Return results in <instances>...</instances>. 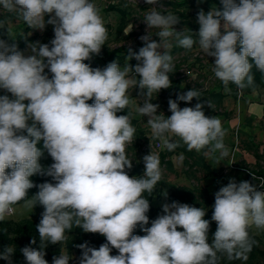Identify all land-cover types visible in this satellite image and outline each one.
I'll return each mask as SVG.
<instances>
[{
	"label": "clouds",
	"instance_id": "clouds-1",
	"mask_svg": "<svg viewBox=\"0 0 264 264\" xmlns=\"http://www.w3.org/2000/svg\"><path fill=\"white\" fill-rule=\"evenodd\" d=\"M220 3L222 10H199L195 39L174 29L180 21L175 14L150 8L144 22L148 29H158L159 42L149 32L141 36L144 46L128 54L138 63L121 69L117 61L104 68L84 63L100 54L107 39L93 0H0V6L18 11L29 27L43 31L52 25L54 31L49 43L29 44L27 56L0 40V89L10 94L0 96V221L14 214L13 206L33 187L39 191L26 205L44 208L36 225L41 246L32 247L37 243L33 238L20 249L25 264H48L46 246L62 243L73 226L106 238L98 249L87 241L76 245L82 252L79 264H218L217 253L229 260L248 259L253 246L248 229H264V190L234 179L222 186L214 194L211 221L217 227L211 243L207 210L186 203L164 204L163 214L145 227L150 204L142 193L152 192L162 178L159 155H145L143 176L130 177L126 146L133 143L135 128L130 114L117 116L130 103L129 89H139L145 99L137 111L148 117L152 137L164 148L175 150L179 141L172 138L179 137L189 151L211 145L206 156L217 151L221 159L228 156L220 119L206 116L201 103L178 105L199 100V90L169 99L168 117L157 114L159 105L150 102L153 93L171 87V38L186 50L198 43L205 55L214 57L212 71L226 89L230 82L241 89L253 83L249 58L264 72V0ZM40 141L53 160L46 169L40 163ZM34 175L50 176L55 183L34 185ZM137 225L146 235L133 234ZM113 249L117 255L110 254ZM14 253L7 246L0 259L12 264ZM70 260L61 252L52 264Z\"/></svg>",
	"mask_w": 264,
	"mask_h": 264
},
{
	"label": "trees",
	"instance_id": "trees-1",
	"mask_svg": "<svg viewBox=\"0 0 264 264\" xmlns=\"http://www.w3.org/2000/svg\"><path fill=\"white\" fill-rule=\"evenodd\" d=\"M205 6L209 8L208 10H211L212 7H216L217 9L222 10L223 5L220 3V0H203ZM239 3V0L236 1ZM170 4L173 5V7L178 8V14L177 17L180 19L179 23V30L178 32L185 31L186 34L192 35L193 38H197L196 34L199 31V25L194 24L192 21H190L189 14L184 13L182 11V8H186L187 6H194L195 2L194 0H191L190 3L188 1H170ZM1 8V6H0ZM110 8L112 9H117L120 13V20L119 24L117 27V35L122 34L125 29L127 28L129 21H128V12L126 8H116L111 6ZM207 10V11H208ZM9 17L14 18L18 17L21 18L19 14L14 15V13H11ZM49 17H45L47 20ZM22 19V18H21ZM23 20V19H22ZM22 24L25 26L27 25L24 21H22ZM32 28L29 26H26V30L29 31ZM192 32H190V31ZM45 34L42 40V43H49L51 40H47L48 37L53 35L52 29L50 25H46L45 29ZM33 36L31 37H25L24 35L20 34L16 39H10L9 37V30L6 24V19L4 15L0 14V40H4L7 44L12 45L15 44L18 48V50L25 49L29 43L33 41ZM172 48L169 50V54L172 56V58L176 54H189L191 53L196 45L194 44L193 48L191 50H186L176 44V41L172 43ZM237 51H239V47H237ZM129 50H126L124 47H118L114 49H108L106 51L100 52L99 55H93L90 60L84 61V63L89 64L92 68H104L107 66V64L117 61V63L121 66L125 63V61L128 58ZM102 58L104 60V64L101 65L99 64L98 61H96V58ZM250 59V63H252V68L250 71V74L253 76V83L243 89L238 88L234 83H229L230 87V92L229 94L233 96L235 99L242 98L243 95L247 92H250L252 88H257L260 85V80L262 77H264V72H261L254 64V62ZM138 62L135 60L133 57L130 59V64L132 66H135ZM192 70V67H189L185 70L186 74H188L189 71ZM47 72V69L45 70ZM49 78H51L52 74L48 73ZM169 79L171 81V87L168 88L172 91H178L182 92L181 89V79H174L172 77V74L169 73ZM224 85L216 90H205L202 89V87H194L193 89H197L200 91V98L199 99H205L208 104L211 105V111L204 113L206 114H212V113H219L223 109V99L225 97V94L222 92V88ZM167 89H161L160 92H166ZM177 92V93H178ZM2 95H9L5 90L0 89V96ZM198 101L196 98H193L191 101L196 102ZM89 104H92L93 101L89 100ZM128 108L126 107L125 109L121 110L119 115H124V113L128 112ZM223 114H229L227 111H222ZM130 122L136 123L135 119L130 117ZM91 127V126H89ZM174 141H179V146L175 148L173 151H168L166 148L162 151L159 152V159H160V165H165L169 171L178 174V173H184L187 175L188 178L193 179L195 181L194 186H187V185H181L177 186L175 189H173L169 195H168V200L170 203L172 202H180V203H186L189 204L190 206H194L197 208H205L207 210L205 219H208L211 221L212 213H213V205L215 203V196H212L208 193V190L206 187L204 188L202 185H200L201 179L203 181L204 178L212 174V169L211 167L207 164L205 160V155L203 152H205L209 147H206L202 149V153L197 152L195 149L189 151L187 149V146L183 143L182 140H180L179 137H176ZM133 146L131 148H134L136 146V142L132 144ZM37 147L41 149V151L44 152L43 157L40 160L41 165H43L46 169V167L50 166L53 163L52 158L50 155L47 153L45 149H43V141H40L37 144ZM247 149L251 152L254 153V156L256 157V163L254 164L253 168H250L248 165L247 166H239L240 168H244L248 170V182L257 185L258 189L259 187L261 190H264V151L260 152L258 148H256L254 145L249 144L247 145ZM182 153L184 155L183 158V168L181 172H178L175 167L173 162L171 161V156L174 154ZM132 160V168L131 169H125L127 174L130 177H141L144 174L145 171V165L143 160L139 159L137 155H134V158H130ZM198 172H203V177L198 175ZM34 185H39L44 182H50V183H55V181L52 179L50 176L46 175H34L30 178ZM238 183V182H237ZM163 185V180H161L157 183L155 186L154 190L152 192H147L145 191L142 193L143 198L149 200L150 204V209L146 215L149 217V224L146 225L145 227H150L151 226V221L156 219L159 215L160 210L154 205L153 200L156 197L157 193L161 191ZM39 191L38 187H33L28 191L27 197L25 200H21L17 204L24 202L26 200L32 199L35 193ZM21 224L19 222H14V221H8V220H3L0 221V252H3V250L7 246H11L13 244H19L22 246H29L30 242L33 238L36 239V244L31 245L32 247L38 248L41 246V241L39 239V234L38 233H32L31 235L27 236V233L24 231H35L37 232L36 225L39 223L33 222L31 219H24L21 220ZM12 223V224H11ZM26 224V225H25ZM216 222L211 221L210 223V230H209V239L208 242L211 243L213 234L216 231ZM179 230V229H178ZM12 233H17V237H12ZM249 233V239L250 241L253 242L252 250L250 253H248V259L242 260V259H233L229 260L225 254L222 253H217L218 256V264H264V242L263 240L257 236L252 228L250 227L248 229ZM134 235H146L145 232H143L140 228L139 225H137L136 229H134L133 232ZM66 239H65V244L68 250L73 251L75 250L78 254V257L80 259L82 252L81 249L76 247V245L82 244L84 242H88L89 246L96 247L97 249L99 246L103 243L106 242V238L103 235H100L98 233L93 234V233H85L83 232L82 229L77 228L73 226L71 230H66ZM111 255H117L118 250L113 249L112 252L110 253ZM6 260L0 259V264H5Z\"/></svg>",
	"mask_w": 264,
	"mask_h": 264
},
{
	"label": "rangeland",
	"instance_id": "rangeland-1",
	"mask_svg": "<svg viewBox=\"0 0 264 264\" xmlns=\"http://www.w3.org/2000/svg\"><path fill=\"white\" fill-rule=\"evenodd\" d=\"M170 1H176V2L188 1L190 3L191 0H160L159 3L154 5L147 4L145 0H93L95 5L99 9L100 15L103 19L104 25L107 30V39L105 41L104 46H102L101 52L106 51L108 49L124 47L126 50L131 49L133 52L138 53L139 49L144 46L143 41H141L140 37L146 35L148 32L150 35H152L153 40L159 42V37L156 36L158 29L155 28L148 29L146 23L144 22V17L147 14V12L151 10L150 8H156L157 10H160L162 13L165 14L170 12L172 14H175L176 16L179 15L178 8L173 7V5L170 4ZM194 2H195L194 6L192 7L187 6L186 8H182V11L185 10L184 13L189 14L191 21L194 24H198L197 13L199 12V10L203 9L205 13H207L209 10L208 11L205 10L207 9V7L204 5L203 0H194ZM111 6L116 8H126L128 12L129 24L125 29V31L120 35H117V27L120 20V13L117 9L110 8ZM11 13H14V15L19 14L18 11H8L1 6L0 14L4 15L6 19V24L9 30L10 39H16L18 35L22 34L25 37L33 36L34 39L31 43H35V42L42 43L45 34L44 30L41 31L39 29L32 28L31 30L27 31L26 26L28 25L24 26L22 24L23 20L21 18L9 17ZM179 23L173 26L176 31H178L180 28ZM50 27L52 29L53 35L48 37L47 40H51L54 38L53 26L50 25ZM174 41L175 39L171 38V43H173ZM28 45L25 49L20 50L26 56L31 54ZM96 61H98L99 64L101 65L104 64V60L102 58L98 57L96 58ZM128 63L130 64V60L127 58L125 63L120 66L121 69H123V67ZM212 63H214V57L205 55L202 52V50L199 48L198 43L195 49L191 53L176 54L173 57L174 68L171 74L174 79L182 80L181 83L182 92L172 91L170 89H167L166 92L159 91L158 94L153 93L151 98L152 100L150 102L159 105L157 114L163 113L165 117L170 116L172 113L169 111V104H168L169 99L176 100L178 94H183L194 87H198V88L202 87V89L205 90L209 89L210 91L214 89L216 85L217 88L218 86L222 87L223 83L215 77L212 71L213 68ZM189 67H192V70L189 71L188 74H186L185 70ZM138 93H139V89H132V88L129 89L130 103L127 106L129 110L128 112L124 113V115L130 114V117H132L136 121L135 124L130 122L131 125L135 128V133L133 137V143L128 144L126 146V154L129 159L130 158L132 159L134 158V155H137L139 159L143 160V157L145 155H148L151 152L159 154V152L164 150L165 148L163 147L160 140L152 137L151 129L147 124L148 117L146 116L144 117L140 115L137 111V108L143 105V101L145 99V97L139 96ZM200 100L196 103L184 102V101H177V102L180 108L194 107L197 103H201L203 105L202 110L206 111L208 102L205 99H200ZM208 108L210 111L211 107H209V105ZM221 110L226 111L224 106L223 109ZM222 111H220L219 114L222 113ZM119 113L120 111L117 112V116H120ZM232 114L233 112L231 111L230 115L232 116ZM205 115L208 117L210 116L212 117L211 114L205 113ZM221 116H223V114H221ZM221 116L220 119H222ZM225 117L226 118L229 117V114H227ZM223 121L224 120L222 119V122ZM237 135L238 134L235 132V139ZM135 142H136V146L134 148H131L133 146L132 144H134ZM236 144H237L236 146L239 147L240 141H237ZM181 156L184 158L182 153H178L170 157L171 161L174 164L175 169L178 172H181L183 168V159L181 160ZM251 164L252 165H250L249 167L253 168L254 167L253 162ZM160 167L162 170L163 185L161 191L157 193L156 197L154 198L153 203L160 210L159 215H162L163 214L162 206L166 203L171 204L168 200V195L173 189L181 185L194 186L196 182L193 181V179L188 178L187 175L184 173L175 174L169 171V169H167L165 165H160ZM215 168L217 169L218 166L216 165ZM229 168L236 169L238 167L232 161V164H230ZM224 169L225 168L221 166L218 172L215 173V176H222V174L224 173ZM198 175L203 177L204 174L203 172H198ZM200 185H202L204 188L206 187L207 189V185L205 184L204 179L203 181L201 179ZM13 207L15 209L14 214L10 216H6L4 220L14 221L16 223L19 222V224H21L22 223L21 220L24 219H31L33 220V222L39 223L41 219V213L44 211L43 206L37 204L35 207H30L26 205V201L16 204ZM178 229L180 231L183 230L180 228ZM24 232L27 233V236L31 235L32 233L34 234L38 233L35 231H24ZM11 236L17 237V233H12ZM261 237L264 239V235ZM23 247H25V245L22 246L19 245L18 243L12 245V248H14L15 250V253L12 256V264H25V258L20 252V249ZM45 252H46L45 259L48 261V264H52L53 257L59 256L61 252H63L64 254L68 255L71 258L69 264H79V257L77 252L75 250L73 251L68 250L65 244V240L60 244H55V245L48 244L45 248ZM5 264H8V261H6Z\"/></svg>",
	"mask_w": 264,
	"mask_h": 264
},
{
	"label": "crops",
	"instance_id": "crops-1",
	"mask_svg": "<svg viewBox=\"0 0 264 264\" xmlns=\"http://www.w3.org/2000/svg\"><path fill=\"white\" fill-rule=\"evenodd\" d=\"M208 9L209 8L205 10ZM219 87L220 86L217 88L216 85L212 91H218V89L221 88ZM229 90V86L227 89L225 86L222 88V92L225 94L223 106L225 110L229 112V117L226 118L225 116L227 114L225 115L223 113L211 114L219 119L221 114H223L221 117L224 121L222 122V119H220V121L222 130L225 133L223 143L228 150V156L221 159L219 151L211 153L210 156H206L205 152L209 150L211 145L207 146L209 148L204 152L205 160L211 167L213 173L204 178V181L207 185L208 193L212 196H214L222 186H226L230 179H234L238 183L248 181V170L240 168L239 166H250L252 162L255 164L256 157L253 152L247 149V145H254L260 152L264 150V77L261 78L260 85L257 88H252V90L245 93L242 98L235 99L229 94ZM208 105L206 112H209ZM231 111L233 112L232 116L230 115ZM235 132L238 134L236 137L237 140L235 139ZM175 138L176 137H173L172 139L174 140ZM237 141H240L239 147L236 146ZM200 152H202V150ZM232 161L238 168H229ZM216 165L218 166L217 169L215 168ZM221 166L225 168L224 173L222 176H215V173L218 172ZM251 228L257 236L263 239L261 236L264 235V229H257L255 226Z\"/></svg>",
	"mask_w": 264,
	"mask_h": 264
}]
</instances>
